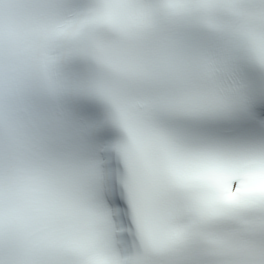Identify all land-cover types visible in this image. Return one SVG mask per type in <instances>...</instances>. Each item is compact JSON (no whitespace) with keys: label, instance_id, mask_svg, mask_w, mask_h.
Listing matches in <instances>:
<instances>
[{"label":"snow or ice","instance_id":"obj_1","mask_svg":"<svg viewBox=\"0 0 264 264\" xmlns=\"http://www.w3.org/2000/svg\"><path fill=\"white\" fill-rule=\"evenodd\" d=\"M0 264H264V0H0Z\"/></svg>","mask_w":264,"mask_h":264}]
</instances>
